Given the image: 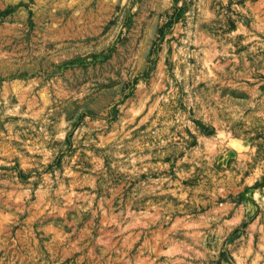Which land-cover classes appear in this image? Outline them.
Instances as JSON below:
<instances>
[{"label":"rangeland","instance_id":"1","mask_svg":"<svg viewBox=\"0 0 264 264\" xmlns=\"http://www.w3.org/2000/svg\"><path fill=\"white\" fill-rule=\"evenodd\" d=\"M0 264H264V0H0Z\"/></svg>","mask_w":264,"mask_h":264}]
</instances>
